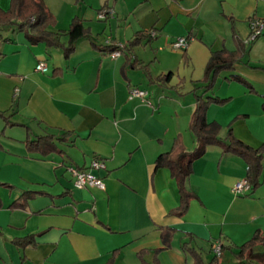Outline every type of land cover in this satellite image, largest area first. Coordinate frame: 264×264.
Wrapping results in <instances>:
<instances>
[{
	"label": "crops",
	"instance_id": "0c3cea01",
	"mask_svg": "<svg viewBox=\"0 0 264 264\" xmlns=\"http://www.w3.org/2000/svg\"><path fill=\"white\" fill-rule=\"evenodd\" d=\"M42 1L56 20L47 30L60 35L61 43L68 44L62 33L75 18L91 38L78 41L65 59L61 49L31 45L16 27L0 32V111L19 125L0 120V184L13 187L0 186V264H106L114 252L116 264H141L139 252L149 250L146 260L152 261L163 246L160 227L178 230L161 264H194L184 244L206 263L217 245L233 248L221 260L226 254L236 259V247L264 233V172L254 193L238 197L234 186L247 179L246 164L208 148L187 183L196 197L178 217L170 215L180 205L178 187L167 169H156V161L177 141L189 153L196 149L189 129L196 110L191 92L203 93L200 81L213 52L236 50L234 35L246 55L209 94L230 101L212 105L208 120L222 126V139L231 126L244 144H264V39L246 44L251 22L264 20V0ZM10 6L11 0H0L4 11ZM103 11L106 19L100 20ZM149 31L157 38L134 47V56L149 67L151 79L174 73L168 86L152 84L130 58L109 50L130 47L138 33ZM180 38L190 39L186 50L172 47ZM39 63L49 71L37 72ZM235 76L256 94L229 81ZM133 87L146 91L148 100L130 101ZM47 135L55 137L60 154L28 150V139ZM95 160L106 165L100 172L106 190L74 188L67 167L88 168ZM25 192L37 195L25 207L13 206ZM31 236L36 248L14 244Z\"/></svg>",
	"mask_w": 264,
	"mask_h": 264
},
{
	"label": "trees",
	"instance_id": "16d2710c",
	"mask_svg": "<svg viewBox=\"0 0 264 264\" xmlns=\"http://www.w3.org/2000/svg\"><path fill=\"white\" fill-rule=\"evenodd\" d=\"M54 16L48 11L42 0H11L10 9L4 11L0 7V32L6 28L16 27L18 32L25 33L27 41L31 45L45 44L48 48L61 49L64 52V58L69 59L76 51V43L83 39H90L91 32L86 28L83 21L75 18L69 29L63 32V35L68 37V44L65 45L60 41V35L50 32L47 29L55 24ZM236 41V50L229 51L224 48L221 51L213 52L208 61L204 78L200 81L204 85L203 93L199 94L200 88H195L191 93L196 100V110L190 123V132L196 137L197 147L193 152H187L182 143L177 141L171 152L162 154L156 161V169H167L176 185L180 195L179 207L172 211L170 215L183 217L196 195L188 189V179L193 173V164L203 158L208 148L218 147L223 155H232L238 157L246 164V178L249 181L252 192L254 193L262 185V176L264 172V144L257 149H254L240 140H238L232 127H229L228 134L225 139L220 137L222 126L217 122L208 120V110L212 105L226 106L229 99H220L218 97L209 96L214 90L217 81L222 74L232 72L237 64L242 62L246 55V47L237 35H234ZM157 37L153 38L149 32L138 33L136 38L130 44V47L109 48L114 53L120 51L122 55L132 60L131 67L133 69H141L150 79L152 84L168 86L174 77V73L161 75L155 79H151L149 75V67L138 61L133 53V48L140 45L143 41L148 43L153 42ZM184 64L188 62L187 52L183 54ZM229 81H234L244 86L250 93L256 94L254 87L242 77H232ZM173 87L174 89H178ZM0 120H3L7 126L16 127L19 125L12 124L9 117L4 112L0 111ZM55 137L47 135L37 137L35 140L28 139L26 147L30 152H38L45 155L52 153H61L54 144ZM0 186L12 189L13 187L7 184ZM37 193L25 192L13 206L25 207L27 201ZM162 233V244L160 249L153 251L154 257L152 261L146 260L150 254L149 250H143L138 253V258L141 264H161V254L172 248V241L175 234L178 232L175 228L160 227ZM192 238V237H191ZM19 248H36L37 241L35 236L26 239L17 240L14 242ZM239 252L235 253V257L240 262H250L256 264H264V254H258L260 248H264V233L257 232L254 237L243 246L236 247ZM182 250L185 254L194 259V264H220L221 257H214L209 263H206L202 254L196 249L191 248L189 244H184ZM227 250L233 248H222V255ZM117 252L112 254V257L106 264H116Z\"/></svg>",
	"mask_w": 264,
	"mask_h": 264
},
{
	"label": "built area",
	"instance_id": "2783aa9c",
	"mask_svg": "<svg viewBox=\"0 0 264 264\" xmlns=\"http://www.w3.org/2000/svg\"><path fill=\"white\" fill-rule=\"evenodd\" d=\"M106 12H102L99 15L100 20L106 19ZM150 34L153 38L157 36L155 31H150ZM264 36V20L255 18L251 22V34L246 41L247 45H251L255 42H257L260 38ZM190 39L188 38H180L173 42L172 47L176 50H186L188 48ZM120 49H123V46H119ZM113 57H120L122 54L120 51H116L112 53ZM36 71L39 73H47L49 71L48 67L45 65V63H39L36 67ZM19 89H16L14 91V95H19ZM148 93L144 90H141L140 88L133 87L131 88L129 92V100L135 101V100H148ZM106 170V165L102 161L95 160L92 162L90 167L88 168H76L74 166H68L67 172L72 177V182L74 188L78 190H99V191H105L106 190V184L104 182V179L100 176V172H103ZM252 187L247 179H244L242 181H239L234 186V193L238 197L246 196L251 194ZM215 257L219 258L222 256V246L217 245L213 250Z\"/></svg>",
	"mask_w": 264,
	"mask_h": 264
},
{
	"label": "rangeland",
	"instance_id": "374dc122",
	"mask_svg": "<svg viewBox=\"0 0 264 264\" xmlns=\"http://www.w3.org/2000/svg\"><path fill=\"white\" fill-rule=\"evenodd\" d=\"M11 35H14L13 33H11ZM22 36H25V33H21ZM261 40L264 39L263 37L260 38ZM259 39V40H260ZM185 65V64H184ZM221 78V77H220ZM218 84H219V80L217 81V84L215 86L218 87ZM214 88V89H215ZM237 260L235 258H233L231 255L229 254H226L225 257L221 260V264H236Z\"/></svg>",
	"mask_w": 264,
	"mask_h": 264
}]
</instances>
